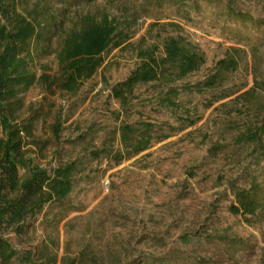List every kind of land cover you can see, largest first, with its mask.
Segmentation results:
<instances>
[{
	"label": "rangeland",
	"instance_id": "rangeland-1",
	"mask_svg": "<svg viewBox=\"0 0 264 264\" xmlns=\"http://www.w3.org/2000/svg\"><path fill=\"white\" fill-rule=\"evenodd\" d=\"M99 5L114 13L121 8L120 0H80L74 6L15 0V11L44 22L64 14L49 40L31 47L28 68L37 76L58 74L62 35L77 13ZM231 11L264 18V0L199 1L195 8L187 3L179 11L167 9L157 21L138 19L129 41L104 55L94 74L72 91L38 81L21 94L20 114L36 117L37 144L28 145L34 163L46 168L79 158L84 166L65 209L50 204L24 232L6 235L17 251L10 264H264V152L232 143L235 130L256 120L235 97L252 84L254 73L264 75V28ZM169 35L182 36L204 58L195 72L172 84L177 88L209 75L231 47L243 50L241 60L217 87L181 90L171 108L161 104L167 88L157 82L136 85L125 105L114 99L112 86L136 67L138 52ZM142 122L154 125V138L148 148L127 155L116 129ZM102 147L124 158L115 163L111 154L89 156ZM251 185L259 187L263 200L258 214L245 222L229 205L235 189ZM208 233L238 239L247 248L231 253L217 242L183 248L178 242L182 234Z\"/></svg>",
	"mask_w": 264,
	"mask_h": 264
},
{
	"label": "trees",
	"instance_id": "trees-1",
	"mask_svg": "<svg viewBox=\"0 0 264 264\" xmlns=\"http://www.w3.org/2000/svg\"><path fill=\"white\" fill-rule=\"evenodd\" d=\"M14 1L0 0V264H10L17 254L6 235L24 232L29 221L43 213L44 208L50 204L65 209L67 198L84 166L79 158L56 160L46 168L34 163L33 150L28 145L37 144L33 139L36 117L34 113L27 116L20 114L21 94L38 81L45 82L48 87L56 85L62 91H72L81 80L94 74L102 64L104 55L129 41L138 19L151 18L157 21L167 9L179 11L187 3L195 8L199 1L210 4L221 0H120L121 8L118 6L115 13L106 5L77 13L56 49L59 73H41L38 76L28 68L31 47L40 40H49L52 31L62 25L64 14H53L49 21L44 22L32 13L15 11ZM55 1L74 6L80 0ZM231 12L234 18L242 22L247 21L264 28V18L254 19L247 13ZM41 48L43 51L44 46ZM242 52V49L229 48L215 62L209 75L177 88L172 84L195 72L204 58L182 36H165L160 42L152 43L138 52V64L126 78L112 86L111 95L125 105L136 85L157 82L167 88L161 104L171 108L176 104L173 96H177L181 90L203 93L220 85L229 73L236 70ZM235 98L248 108L256 120L246 124L242 130H235L236 127L228 125L229 130H235L232 143L253 144L256 149L264 152V75L258 77L254 73L252 84ZM53 128L56 134L57 123ZM116 131L127 155L148 148L154 138V125L151 122H142L141 125L122 123ZM101 155L111 157L115 163L124 158L119 150L109 152L102 147L89 151L93 159ZM233 194L235 203L229 205L230 212L241 216L245 222H251V218L258 214L263 200L259 187L251 185L248 188H237ZM202 240L217 242L225 249L232 250L231 253L247 248L243 241L211 233L202 237L182 234L178 242L183 248Z\"/></svg>",
	"mask_w": 264,
	"mask_h": 264
}]
</instances>
